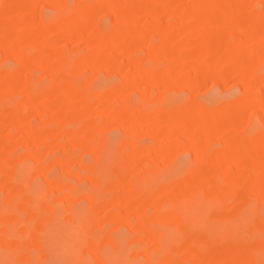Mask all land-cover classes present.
Listing matches in <instances>:
<instances>
[{
  "label": "rangeland",
  "instance_id": "1",
  "mask_svg": "<svg viewBox=\"0 0 264 264\" xmlns=\"http://www.w3.org/2000/svg\"><path fill=\"white\" fill-rule=\"evenodd\" d=\"M0 264H264V0H0Z\"/></svg>",
  "mask_w": 264,
  "mask_h": 264
}]
</instances>
